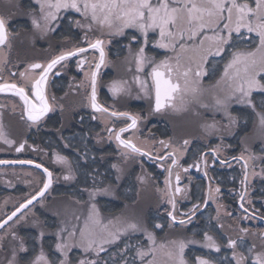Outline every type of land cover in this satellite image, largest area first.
<instances>
[{"label": "flooded vegetation", "instance_id": "af4514ba", "mask_svg": "<svg viewBox=\"0 0 264 264\" xmlns=\"http://www.w3.org/2000/svg\"><path fill=\"white\" fill-rule=\"evenodd\" d=\"M34 8L35 0H13L12 5L0 0V13L10 17L9 31L12 33L11 47H0V83H16L28 90L41 71L31 69V64L46 66L61 52L87 47L86 35L92 41L99 38L104 41L109 65L105 62L100 68L96 99L109 112L96 114L91 111L92 89L90 77L85 74L94 70L99 60V52L93 49L62 61L48 73L44 91L50 112L39 121L28 119L24 103L18 96L0 92V160L33 162L0 163V224L43 188L48 180L45 168L52 173V183L44 195L1 227L0 264H9L14 253V264H33L42 252L52 264H59L63 257L56 251V244L63 242L67 232L58 228L57 208L64 205L90 207L93 203L104 217H126L140 225V231L121 238V247L128 243L147 248V233H153L156 245L171 240L184 241L188 245L185 259L189 264H194L197 256L207 257L214 264H237L243 256V264H253L257 255L264 253V203L258 197L259 187L264 183V159L261 158L264 157V128L260 127L257 115L264 111L260 108L264 94L253 93L255 111L233 99L228 112L235 123L229 122L223 110H206L195 101L186 109L166 108L155 112V92L151 77L146 73L151 71L153 60L159 63L175 56L170 49L160 51L154 46L158 33L149 34L145 71L137 72L134 56L141 40L131 41L129 34H100L95 31L94 22L89 23L82 15L63 10L58 14L60 18L49 25L55 30L43 32L31 24ZM75 21H79V25ZM231 51L229 49L222 57L209 58V64L205 65L208 75L202 78L200 85L204 90L201 103L214 104V97L223 95L221 90L225 84L221 77L225 64L231 59ZM79 60L85 61L83 66H78ZM170 62L175 63L174 59ZM21 72L26 73L25 77L20 76ZM136 76L147 81L148 94L135 82ZM114 82L131 91L112 94L110 87ZM111 111L139 117L136 128L122 133L121 138L133 142L132 132L136 131L135 139L152 142L151 148L144 151L151 153V158L132 153L118 143L115 132L131 121L126 117H112ZM213 123L214 129L206 128ZM251 135L256 138L252 139ZM185 140L189 141L187 145L183 143ZM160 141L169 146L164 147ZM21 144L24 148L17 152ZM169 153H174V157L169 158ZM57 156L65 157L66 162L58 161ZM159 156L166 159L159 160ZM172 158L177 159V166L171 165ZM37 164L41 167L37 168ZM169 166L172 167L171 183L166 186ZM177 173L182 191L175 193L176 222H173L167 213L172 211L168 201L177 187ZM67 175L72 179L65 180ZM103 188L110 191L97 193L92 198L91 193ZM193 205H198L195 215L190 212ZM181 219L185 221L183 225L179 223ZM156 224L162 227L156 228ZM241 229L249 231L244 233ZM205 232L213 237L220 247L219 252L196 245L197 242L207 243ZM229 239L238 242L236 249L228 247ZM21 245L26 252L20 250ZM116 250L109 247L110 252ZM100 255L104 260L109 259L106 253ZM133 255L134 252H130L127 259L131 260ZM68 256L71 264L94 258L76 247Z\"/></svg>", "mask_w": 264, "mask_h": 264}, {"label": "snow or ice", "instance_id": "6c2138e0", "mask_svg": "<svg viewBox=\"0 0 264 264\" xmlns=\"http://www.w3.org/2000/svg\"><path fill=\"white\" fill-rule=\"evenodd\" d=\"M6 2L8 5L13 4V0H6ZM35 6L31 24L33 28L41 31L55 30L51 29L49 25L60 18L58 14L61 10L64 12L74 10L92 22L98 23L101 27L106 26L111 30L110 34L112 35L124 36L126 35L125 29H135L140 33V36L131 35V41H142L135 58L137 72L145 71V63L148 61V57L145 55V47L149 43V33H158L159 39L154 46L170 49L175 53V56L161 60L159 63H155L153 60L151 71L146 73L147 76L151 77V87L154 88L155 92V112H160L166 108L186 109L189 103L195 101L206 110L212 108L217 111L223 110L229 122L235 123V118L228 112L230 102L235 99L237 103L246 104L255 111L257 105L254 103L253 93L264 94V0H35ZM75 23L79 25L80 22L75 21ZM9 25L10 17L0 13V47H11L10 37L12 33L9 31ZM85 42L87 47H75L69 51L61 52L51 59L46 66L39 63L31 64L29 66L31 69H41V71L39 78L32 81L28 90L16 83L5 81L0 83V92H12L18 96L24 103L28 119L33 122L39 121L50 111L44 91L48 73L62 61L80 56L87 53L89 49H93L99 52V60L95 62L94 70L85 74L86 77H90L92 108L97 112H109V109L98 104L96 99L97 76L101 66L105 64L104 41L99 38L92 41L86 35ZM241 44H244L245 47L242 48ZM229 49H232L230 52L231 59L225 64L221 77V81L225 84L221 90L223 95L215 96L214 104H203L200 97L204 90L200 85L202 78L208 75L205 65L209 64L210 57H222ZM172 59L175 63L170 62ZM3 62L6 63V61ZM84 63V60H79L78 66H83ZM25 75V72L20 73L21 77H25ZM134 80L140 85L141 90L148 94L149 85L147 81L141 80L139 76L134 77ZM221 81H217V84H220ZM110 91L117 95L125 91L130 92L131 89H126L123 84L114 82ZM260 108L264 110V100L261 101ZM110 115L116 118L126 117L131 121L127 127H120L115 132L118 143L124 148L130 149L132 153L151 158V153L142 151L131 140L121 138L122 133L136 128L139 117L119 111H111ZM257 115L260 127L264 128V111L257 113ZM215 127V123L206 125L208 129ZM5 142L12 143L7 140ZM160 143L164 147L169 146L165 141H160ZM183 143L187 145L189 141L185 140ZM23 148L24 145L21 144L16 148V151L20 152ZM168 157H174V153H169ZM157 158L162 161L166 159L164 156ZM261 158L264 159V157ZM240 159H243V156ZM57 160L66 162V158L62 156H57ZM17 162L33 163L30 160H0V163ZM171 165L177 166V159L172 158ZM245 166H247V161ZM36 167L39 168L41 165L37 164ZM166 171L169 177L165 180V185L170 186L172 167L169 166ZM44 172L47 173L48 180L44 182L43 188L31 199H28L26 203L21 204L16 211H13L8 216V220L16 216L21 208H26L31 204L37 196L42 197L44 195L52 183V173L48 172L47 168L44 169ZM64 178L65 180L72 179L71 175ZM245 179H247V174H245ZM176 183L175 192L170 194L168 201L172 205V211L167 213L173 222H176V215H174L176 210L175 193L182 191L179 187L180 175L178 173ZM109 191V188L96 189L91 193V196L94 198L97 193H108ZM216 191L219 192V188ZM204 203L206 204L207 201ZM243 207L244 205L241 204V208ZM197 209L198 205H193L190 210L191 214L195 215ZM244 211L247 212V209ZM75 219L79 221L80 217L77 216ZM189 222H191V217H189ZM3 223L6 224L7 220ZM179 223L183 225L185 221L181 219ZM109 224L102 222L96 205L91 204L82 227H74L71 231H68L67 228L61 229V232H67V237L62 238L63 242L56 244V251L63 257L59 260V264H71L68 253L74 247L82 249L87 256H94L90 259H81L78 264H110V262L111 264H121V261L122 264H137V260H139V264H187L185 259L187 245L184 241L171 240L156 245L155 235L147 233L149 242L147 248L143 245L128 243H124L121 247V238L128 236L129 233L140 231V225L136 222L123 221L111 227ZM0 227H3V224H0ZM155 227L161 228L162 226L156 224ZM241 231L248 233L249 230L241 229ZM77 233L79 234L78 240L76 239ZM204 240L207 242L205 247L217 252L220 251V247L207 232L204 233ZM237 243L236 240L229 239L228 247L236 249ZM105 245L115 247L117 250L110 252L109 247H105ZM20 250L22 252L27 251L23 245H21ZM248 251L252 252V249L249 248ZM130 252H134V255L131 260H128L127 256ZM101 253H106L109 259L104 260L100 255ZM233 255L235 256V251ZM15 259L14 253L13 260L9 261V264H14ZM244 260L245 258L241 256L237 264H243ZM33 264H52V262L42 252ZM194 264H214V262L197 256L194 258ZM253 264H264V253L258 254Z\"/></svg>", "mask_w": 264, "mask_h": 264}, {"label": "rangeland", "instance_id": "374dc122", "mask_svg": "<svg viewBox=\"0 0 264 264\" xmlns=\"http://www.w3.org/2000/svg\"><path fill=\"white\" fill-rule=\"evenodd\" d=\"M69 12H73V14H75V15H81L80 13H77V12H75L74 10H72V11H69ZM76 17V16H75ZM85 20H87V22L89 21V23L91 22V23H93L90 19H87V18H85ZM41 23L43 24V21H41ZM95 23V22H94ZM92 25V24H91ZM95 31H97L98 33H100V34H106V35H109V36H119V35H112V34H110L111 33V30H109L106 26L105 27H101L98 23H95ZM44 32V31H43ZM129 32H132V34H130ZM133 32H136L137 33V35L138 36H140V33H138L135 29H125V33H126V35H124V36H127L128 34H129V36H131V35H133L134 33ZM150 34V33H149ZM156 39V38H155ZM158 39H159V36H158ZM108 40H110V39H108ZM156 41H157V39H156ZM108 43H109V41H107V45H108ZM106 44V43H105ZM138 49H139V47L137 48V51L135 52V56H134V60H135V58H136V54H137V52H138ZM157 50H160V51H162V48H158L157 47ZM135 68H136V64H135ZM112 86V85H111ZM111 88V87H110ZM112 92V91H111ZM113 94V93H112ZM135 132L136 131H133L132 132V135L133 136H131L132 137V139H133V143L138 147V148H140L142 151H146L148 148H151V145H152V142L151 141H146V140H142V139H135ZM88 206H81V205H70V207H67V206H62V207H58L57 209H58V211H57V213L59 214V221H58V228L60 227V228H66L67 226H71V227H82L83 226V223H84V219H85V217L87 216V214H88V210H89V208L90 207H88ZM73 209H76V210H73ZM73 210V211H72ZM67 213V215H65ZM69 213H70V216H69ZM77 216H79L80 217V219H79V221H77L76 219H75V217H77ZM99 216H100V219L102 220V222L104 223V224H109V222H111V224H109V226L111 227L112 225H115V224H118V223H120V222H130L129 220H128V218L127 219H125V218H121L120 217V219H118L119 217L118 216H115V217H113V216H111V217H104V216H102V215H100L99 214ZM116 218V219H115ZM106 219H108V220H106ZM66 224H68L67 226H66ZM76 239L78 240L79 239V234L77 233V237H76ZM194 238H191L190 240L193 242L194 240H193ZM196 242V241H195ZM187 245V244H186ZM198 247H202V248H204V245L205 244H200V243H198L197 242V244H196ZM188 246V245H187ZM196 246V247H197ZM79 255H81V254H79ZM56 257V256H55ZM207 258V257H206ZM205 258V259H206ZM187 264H189L188 262H187Z\"/></svg>", "mask_w": 264, "mask_h": 264}, {"label": "water", "instance_id": "95a60500", "mask_svg": "<svg viewBox=\"0 0 264 264\" xmlns=\"http://www.w3.org/2000/svg\"><path fill=\"white\" fill-rule=\"evenodd\" d=\"M108 54H107V52L105 53V62H106V65L108 66L109 65V59H108V56H107ZM106 66V67H107ZM91 106H92V104H91ZM91 111H93L94 113H101V112H97L95 109H93V108H91ZM50 111H48L43 117H45L46 115H48V113H49ZM103 113V112H102ZM133 143V142H132ZM40 198V196H37V198L36 199H39ZM35 199V200H36ZM35 200H33V201H35ZM32 201V202H33ZM30 205V204H29ZM28 205V206H29ZM25 208H21L17 213H16V215H18L21 211H23ZM13 218V217H12ZM7 221H9V220H7ZM2 224H4V223H2ZM0 229H1V227H0Z\"/></svg>", "mask_w": 264, "mask_h": 264}, {"label": "trees", "instance_id": "16d2710c", "mask_svg": "<svg viewBox=\"0 0 264 264\" xmlns=\"http://www.w3.org/2000/svg\"><path fill=\"white\" fill-rule=\"evenodd\" d=\"M110 44H111V42H110ZM251 138L252 139H254V138H256V137H254L253 135H251ZM258 197H260V201L262 202V203H264V183H262L261 184V186L259 187V190H258Z\"/></svg>", "mask_w": 264, "mask_h": 264}]
</instances>
